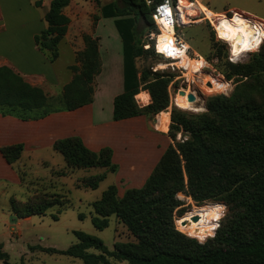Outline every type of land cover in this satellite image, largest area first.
I'll return each instance as SVG.
<instances>
[{
	"label": "trees",
	"instance_id": "trees-1",
	"mask_svg": "<svg viewBox=\"0 0 264 264\" xmlns=\"http://www.w3.org/2000/svg\"><path fill=\"white\" fill-rule=\"evenodd\" d=\"M68 1L51 0L44 16L47 27L34 37L51 61L58 57V43L67 29L69 20L62 9ZM121 1L124 4L122 14L134 17L128 22L130 35H123V91L114 97L113 120L137 115L148 117L168 106V80L160 76L148 79L151 72L148 69L139 72L135 61L147 52L161 55L155 53L152 41L148 40L146 44L152 45L145 48L141 37H135L132 30L141 18L148 25L147 33L152 32L151 13L161 0H153L149 5L145 0ZM83 39L85 48L76 56L79 66L69 67L74 76L62 87L56 102H47L38 87L28 84L12 68L0 66V112L24 120L38 119L91 102L94 77L100 70L97 41L88 35ZM263 43L264 40L260 47ZM237 69L247 75L246 66H237ZM141 84L152 99L145 106H139L134 99ZM247 85V81L237 84L229 97H211L207 114L194 116L173 109L168 136L174 139L177 131L183 130L188 131L190 137L175 146L169 144L141 187L126 189L123 196L118 197L117 187L111 184L92 203L96 213L92 223L96 228L106 227L108 216L115 214L135 237L136 243L116 242L109 250L99 238L75 231L77 241L68 248L44 250L82 258L85 264H111L110 257L129 264H264V108ZM53 102L57 106L53 107ZM53 148L62 155L64 167L71 171L91 167L110 172L117 169L111 161L110 148L93 152L77 136L58 139ZM21 149L22 146L17 144L1 147L0 151L9 163H15ZM15 167L21 182L26 184V171L19 165ZM105 175V172L99 173L91 182L83 181V186L95 189ZM184 177L188 194L197 201L205 200L218 189L229 192L230 202L243 207L240 218L248 221L250 231L242 235L233 223L226 225L223 231L219 229L214 239L203 244H181L184 235L173 226L171 212L178 205L175 193L185 190ZM63 204L57 195H32L24 201L11 198L9 208L15 218L23 219L43 215L49 208ZM90 248L99 253H89ZM0 260L9 264L2 243Z\"/></svg>",
	"mask_w": 264,
	"mask_h": 264
},
{
	"label": "rangeland",
	"instance_id": "rangeland-1",
	"mask_svg": "<svg viewBox=\"0 0 264 264\" xmlns=\"http://www.w3.org/2000/svg\"><path fill=\"white\" fill-rule=\"evenodd\" d=\"M213 12L236 11V14L250 13L264 19V0H199ZM230 13V12H229ZM189 25L178 27L177 34L188 45L190 58L198 53L203 57L205 63L201 67L190 66L183 68L180 63L169 66L162 70H155L157 64L167 61L162 56H156L152 53H143L136 58V66L139 72L142 69H148L151 73L148 79L155 76L167 79V99L168 106L155 115H149L153 120L161 119V123H156L157 127L168 131L170 123V113L173 109L192 114L194 116L207 114V103L211 97L226 96L233 92L235 86L243 81H247V89L255 95L258 102L262 103L264 108V43L258 50H253L241 54L238 57L232 56L229 59L230 46L221 40L216 39L214 33L208 26L206 20L194 19ZM145 26H148L144 23ZM224 28V26H222ZM148 30V27H146ZM155 35L158 28L155 24L150 28ZM145 32L141 36V42L146 45L148 35ZM151 32V33H152ZM264 37V34L262 35ZM261 37V38H262ZM151 46L152 44L149 43ZM69 56L62 54L56 68L60 72L63 64L68 61ZM233 65V66H232ZM237 66H246L247 75L237 69ZM154 69V70H153ZM209 76L222 82L220 89L212 90L207 88L208 83L204 81ZM38 87L46 96L47 102L58 101L62 94V89L52 88L45 81H35L32 83ZM224 82V83H223ZM141 84L140 92L148 93V102L142 101L134 95V99L139 106L150 104L152 99L147 89ZM184 90L193 93L196 97L194 109L179 107L175 104L177 96L176 90ZM53 107L57 106L55 105ZM164 113V114H163ZM169 113V116H168ZM194 120L195 117H194ZM169 122V123H168ZM190 137L188 131H177L174 139L170 138V144L176 145ZM219 142V141H218ZM216 142V145H220ZM60 165L51 163V165H29L26 171L25 183L21 185L15 183L0 182V243L3 250L8 254L9 264H85L79 257L70 255L50 253L44 248L66 249L76 243L75 231H82L102 240L109 250L113 249L116 242L136 243L135 237L127 227L118 220L115 214L108 216V225L102 229L96 228L92 223V218L96 215L92 203L101 197L102 192L112 183V176L107 175L101 180L95 189L83 186V181H92L99 173L104 171L101 167L67 169L62 155ZM57 164V165H56ZM38 180V182H37ZM184 189L175 193V199L178 205L172 210L171 218L173 226L179 233L184 235L181 244L194 246V243L203 244L208 239H214L217 231L224 230L226 225H237L241 234H247L250 231V224L245 219H241L243 207L235 206L230 202L229 192L216 190L205 200L197 201L188 194L186 188V177H184ZM125 192V191H124ZM124 192L117 196L122 197ZM32 195H57L64 202L63 205H55L49 208L43 215H33L30 218L17 219L13 216L9 208V201L15 198L20 201ZM205 205V206H204ZM217 206L219 216L210 219L201 226L192 227L183 223L182 217L193 210ZM203 208V207H202ZM179 223L185 228L181 231ZM203 226V227H202ZM202 227V228H201ZM245 237V236H243ZM89 253L98 254L99 251L90 248ZM111 264H129L125 260L109 258ZM0 264H5L0 260ZM246 264V263H245Z\"/></svg>",
	"mask_w": 264,
	"mask_h": 264
},
{
	"label": "crops",
	"instance_id": "crops-1",
	"mask_svg": "<svg viewBox=\"0 0 264 264\" xmlns=\"http://www.w3.org/2000/svg\"><path fill=\"white\" fill-rule=\"evenodd\" d=\"M50 2L0 0V66L12 68L32 83L41 80L62 89L74 76L69 67L79 66L76 56L85 48L83 37L88 35L97 41L100 67L94 77L92 101L38 119L24 120L0 112V149L22 146L15 163H9L0 151V182L21 185L16 165L25 169L33 163L60 165L56 154H61L53 148L54 142L77 136L93 152L111 149V161L117 169L110 172L103 168L102 172L106 173L104 178L112 176L111 184L119 195L126 189L139 188L169 146L170 137L167 129L157 127L158 118L153 122L145 115H137L113 120L114 97L123 91V35H130L128 22L134 16L122 14L121 0H69L62 9L69 20L67 29L58 43V57L51 61L34 40L47 27L44 16ZM146 27L139 18L132 28L135 37L144 35ZM62 54H67L69 60L59 72L56 66Z\"/></svg>",
	"mask_w": 264,
	"mask_h": 264
},
{
	"label": "bare ground",
	"instance_id": "bare-ground-1",
	"mask_svg": "<svg viewBox=\"0 0 264 264\" xmlns=\"http://www.w3.org/2000/svg\"><path fill=\"white\" fill-rule=\"evenodd\" d=\"M195 6H197L198 9L205 11V13L208 16H211L213 14V11H211L207 6L202 4L199 0L195 1ZM230 13H233L230 11ZM225 25L224 28H219V34L220 36L226 41V44L230 46V54L231 56L238 57L243 53L253 51L257 48V45L259 43V39L264 34V28L254 27L249 21L244 19L242 15L233 13V15L228 16V18H225ZM184 23H188V21L184 18ZM174 28L169 26H162L161 30L156 33L157 35V41H158V48L162 50L167 43H169L170 40L173 39L174 35ZM228 42V43H227ZM188 45V44H187ZM197 56H199L201 59H193V58H183V60L180 61V64L184 67H190V66H196L197 68L200 65H204L205 61L202 56H200L198 53H195ZM176 58L167 59V61L170 62H160L157 64V70L165 69L171 65H175ZM208 83L209 86L207 88H210L212 90L220 89V86L222 85L221 81L211 79L209 76L206 77L204 80ZM224 83V82H223ZM175 93H177V96L175 98V104L179 107H184L187 109H194V103L196 101H189L187 98V91L184 90H177ZM137 97L141 99L142 101L147 102L148 100V93L147 92H140L137 94ZM161 123V119H156V123ZM219 208L218 207H201V208H194L193 210L186 213L183 217V223L192 227H197L204 225L207 223L210 219L219 216ZM193 216H197V220H192ZM181 231L185 230V228L179 223ZM184 232V231H183Z\"/></svg>",
	"mask_w": 264,
	"mask_h": 264
},
{
	"label": "built area",
	"instance_id": "built-area-1",
	"mask_svg": "<svg viewBox=\"0 0 264 264\" xmlns=\"http://www.w3.org/2000/svg\"><path fill=\"white\" fill-rule=\"evenodd\" d=\"M195 1L196 0H161L154 6L151 17L153 24L157 26L158 31L161 30V25H164L165 27L169 26L175 29L173 39L170 40L162 50L158 48L157 35H155L153 32L148 35V40L153 42L155 53L161 55L166 60L176 58L175 61L180 63L183 58H190L189 45H187V43L180 36H178L177 29L178 27L189 25L191 22L196 21L194 19L206 20L216 39L226 42L220 36L219 28L226 24L225 18L233 15V13H229L230 11L213 12L211 16H208L205 11L198 9L197 6H195ZM145 2L149 5L152 4L153 0H145ZM240 14L254 27L264 28V19L250 13ZM184 18L186 21H188V23H184ZM263 40L264 37L259 39V43L255 50L259 49ZM144 47L148 48L149 44L144 45ZM191 57H193V59H201L196 54ZM229 59L232 60V56H230ZM171 66L173 67V65ZM181 67L186 69V67L182 65ZM199 67H201V65ZM155 70H157V68Z\"/></svg>",
	"mask_w": 264,
	"mask_h": 264
},
{
	"label": "water",
	"instance_id": "water-1",
	"mask_svg": "<svg viewBox=\"0 0 264 264\" xmlns=\"http://www.w3.org/2000/svg\"><path fill=\"white\" fill-rule=\"evenodd\" d=\"M177 91V90H176ZM187 98H188V100L189 101H196V97H195V95L193 94V93H189L188 95H187ZM192 220H197V216H193L192 217ZM5 262V261H4ZM6 263V262H5Z\"/></svg>",
	"mask_w": 264,
	"mask_h": 264
}]
</instances>
